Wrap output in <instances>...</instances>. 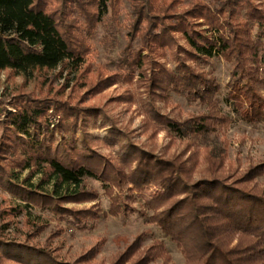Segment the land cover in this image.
Wrapping results in <instances>:
<instances>
[{
	"label": "trees",
	"instance_id": "1",
	"mask_svg": "<svg viewBox=\"0 0 264 264\" xmlns=\"http://www.w3.org/2000/svg\"><path fill=\"white\" fill-rule=\"evenodd\" d=\"M131 1L135 19L116 70L105 77L100 72L89 91L135 78L149 97L143 106L151 123L180 139H205L231 122L220 107L223 87L206 69L216 58L230 66L225 101L232 112L245 123L264 125V0H194L182 9L177 7L182 0ZM120 2L63 0L59 9H48L47 0H0V71L25 79L56 69L76 73L84 63L86 38L109 7L116 14ZM76 14L86 25L75 23ZM172 94L198 102L205 111L182 120L162 114L152 102ZM21 98L11 109L0 105V188L15 198L4 199L8 206L1 210L2 219L37 207L89 229V221L104 213L100 205L66 206L96 199V190L84 186L85 178L101 182L108 194L112 187L126 188L122 203L111 197L114 216L131 210L133 191L157 186L161 191L140 203L139 214L175 244L184 264H264V162L239 173L226 167L224 149L212 146L199 167L194 152L163 156L118 143L124 134L111 126L101 140L119 146L113 160L83 136L74 137L100 112L55 97ZM55 132L63 142L53 144ZM25 169L28 175L19 181ZM34 175H39L36 183L30 180ZM144 240L145 234H138L111 264H173L162 240L153 239L143 249ZM0 251L16 264H70L42 248L1 239ZM96 254L90 250L85 260Z\"/></svg>",
	"mask_w": 264,
	"mask_h": 264
},
{
	"label": "rangeland",
	"instance_id": "2",
	"mask_svg": "<svg viewBox=\"0 0 264 264\" xmlns=\"http://www.w3.org/2000/svg\"><path fill=\"white\" fill-rule=\"evenodd\" d=\"M193 1L182 0L177 7L186 8ZM202 1L210 2L211 0ZM47 2H49L48 9H59L63 0H47ZM71 6L75 7V5ZM134 19L131 0H121L116 14H113L112 8L109 7L102 20L93 29V35L86 38L88 49L84 63L74 74L56 69L43 77L35 75L33 78L25 79L9 70L0 71V105L11 109V103L21 97V100L55 97L70 103L76 102L78 107L92 108L101 115L91 120L90 124L83 126L84 128L79 127L74 132V137L79 139L83 136L91 148L113 160L119 154V146H112L105 140H101L104 137L107 138V130L111 126L124 134L118 138V143H131L163 156L175 154L189 156L194 152L199 167L204 165L203 155L207 151L206 148L212 146L224 149L226 167L239 173L264 162V125H252L239 120L232 112L231 106L226 103L225 85L229 79L230 66L221 59H211L206 69L213 70L223 87L220 94V107L231 118V122L220 132L205 139H180L151 123L143 106V102L149 100V97L144 93V89L135 83V78L132 83L119 80L110 86L96 87L89 91L90 83H96L100 79V72L103 73L102 77H105L116 70V61L128 44V32ZM74 21L86 25L83 16L78 15ZM179 41L183 44L181 39ZM166 62L168 67L174 66L171 60L167 59ZM67 82L69 87L64 88ZM72 95H74L73 99L70 97ZM152 103L162 114L176 120L205 111L198 102L189 103L176 94H172L168 100L154 99ZM1 134L0 127V136ZM61 137L60 133L55 132L53 144L63 142ZM64 137H69V134L65 132ZM76 144L79 145V142L77 141ZM28 172L27 169L20 171L19 181L27 177ZM38 179L39 175H34L30 180L36 183ZM83 184L88 189L96 190V199L91 202L68 203L66 206L83 208L98 203L104 213H101L93 223L89 221L93 224L89 229H78L65 220L54 217L51 211L37 207L27 208L24 213L8 215L2 219L1 210L8 206L5 200H15V198L0 188V239L42 248L55 258L70 264H111L138 234L144 233L143 249L149 247L153 239L162 240L172 263L184 264L183 257L175 244L164 237L159 228L146 222L145 217L139 214L140 203L160 192L159 187L155 186L143 192L133 191L135 201H128L131 210L126 214L120 213L114 216L110 213L111 197H116L122 203V198L127 193L126 188L112 187L111 194H108L101 182L95 179L85 178ZM46 189L50 190V186H46ZM148 214L151 212L149 211ZM94 249L97 250V254L93 259L85 260L86 254ZM0 264H16V262L7 259L0 251Z\"/></svg>",
	"mask_w": 264,
	"mask_h": 264
}]
</instances>
